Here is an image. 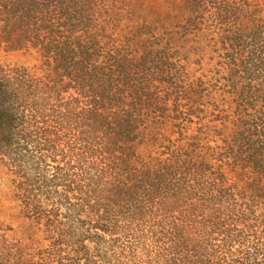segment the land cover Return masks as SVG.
I'll use <instances>...</instances> for the list:
<instances>
[{"label":"trees","instance_id":"16d2710c","mask_svg":"<svg viewBox=\"0 0 264 264\" xmlns=\"http://www.w3.org/2000/svg\"><path fill=\"white\" fill-rule=\"evenodd\" d=\"M0 49V264H264V0H0Z\"/></svg>","mask_w":264,"mask_h":264},{"label":"rangeland","instance_id":"374dc122","mask_svg":"<svg viewBox=\"0 0 264 264\" xmlns=\"http://www.w3.org/2000/svg\"><path fill=\"white\" fill-rule=\"evenodd\" d=\"M27 59L26 56H23L21 52H7L0 49V61H6L9 63L13 62H23ZM2 189H7V187L3 186Z\"/></svg>","mask_w":264,"mask_h":264}]
</instances>
